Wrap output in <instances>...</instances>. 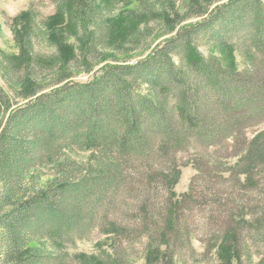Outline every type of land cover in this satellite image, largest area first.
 Returning <instances> with one entry per match:
<instances>
[{
  "label": "trees",
  "instance_id": "trees-1",
  "mask_svg": "<svg viewBox=\"0 0 264 264\" xmlns=\"http://www.w3.org/2000/svg\"><path fill=\"white\" fill-rule=\"evenodd\" d=\"M58 1L88 34L83 64L104 65L77 84L82 60L68 45L48 63L1 54L10 86L0 84V264H135L134 242L143 264H264V0H142L122 24L107 4ZM151 21L175 35L128 64L127 47ZM200 45L232 49L245 68H225ZM47 67L53 75L39 81ZM76 145L94 150L80 178L77 162L54 154ZM182 153L196 175L178 195ZM55 163L59 177L37 175ZM114 206L124 219L104 232L107 249L61 246ZM48 238L52 250L31 246Z\"/></svg>",
  "mask_w": 264,
  "mask_h": 264
},
{
  "label": "rangeland",
  "instance_id": "rangeland-1",
  "mask_svg": "<svg viewBox=\"0 0 264 264\" xmlns=\"http://www.w3.org/2000/svg\"><path fill=\"white\" fill-rule=\"evenodd\" d=\"M141 1L142 0H95V3L96 5L107 4V10L112 12L111 16L116 20L118 19L119 23L122 24L128 20V15L126 16V14H130L140 6ZM226 2L227 1L222 0L220 3ZM68 22L69 15L58 0H0V59L7 60L6 58H8L9 62L17 63L18 66V64H21L29 54V58L37 59L38 57H41L43 62L45 61L48 63V59L56 57V53L60 55L62 54L61 52L65 51L66 54V45H68V47H72L75 51L76 56L82 60L73 64L74 67H72V69L74 77L72 81L77 84H87L92 82L100 75L99 69L104 64L96 66L93 71L87 69V65L83 64L86 56L83 54V45L87 42L86 36L88 34L82 29L73 30ZM117 22L114 25L115 29H118L119 23L117 24ZM191 22L193 21H189L188 23ZM162 25L153 23L152 21L149 22V24L147 22V24L142 25L141 30L137 32V36L134 38L135 41L129 39L130 37L128 38V42L134 41L133 44L127 47L128 50H134L132 52L128 51V64H134L137 60L146 58L157 45L175 35L176 31L171 35L164 36L165 29L163 27L164 25ZM45 26L47 27V33L42 35V32L39 33V29L41 28L44 30ZM30 29L32 30V33L29 34L30 37L28 39V31H30ZM127 36L128 34L126 36L123 35L120 39L124 40ZM120 39L118 38V40ZM29 42H31L30 44H33V48L32 45H29ZM199 50L206 58L218 62L225 66V68L232 67L237 70H243L245 68L246 63L242 62L241 58L230 48H220L221 53H219L216 49H210L200 45ZM1 54H5L6 58L2 57ZM114 54L113 51L106 52V55L108 56H113ZM95 56H98L95 58H99L98 53H96ZM95 58H93V61L96 60ZM256 60L262 64L264 69V61L259 57ZM111 63L113 64V62ZM3 64L6 63L3 62ZM50 70L51 69H48V67L47 71L40 70L37 75L39 81L50 77L51 74L53 75V71L49 72ZM4 74H6V72L4 70L2 71L0 66V84L9 91L10 85L6 81ZM93 151L94 150L91 147L76 145L72 149L70 148V150L61 148L59 151L57 150L54 152V154L57 160L71 158L73 162H77L74 172L76 178H80L85 175L84 168L88 167ZM71 152L72 155L70 154ZM189 157L190 155L186 153H182L178 156L179 163L181 162V164H184L179 167L181 177L179 183L174 187V191L178 195L188 191L190 181L193 176L196 175V171L192 166L185 165ZM63 163L64 161H61L60 164ZM56 166V163L50 166L48 165V167L41 169L37 175H41L43 179L48 178L52 181L55 177H59L57 175L59 170ZM117 210L118 209H116L115 206L111 207L107 213L108 215L106 214L107 218L104 220L103 225L94 227L85 238L81 240L75 239L73 244H70V246L68 245L69 247L64 245L61 246L70 253H83L87 255H92L101 247L107 249L108 246H106V244H108V238H111L113 234L106 235L104 232H114L112 231L114 228L112 225L115 219H124L123 214L118 215V213H116ZM116 238L119 240L123 237L119 236ZM54 244L55 242L53 239L48 238L42 239L31 246L41 250H52L56 247ZM129 246L134 248L133 251H129V254L134 253L138 258V260L136 259L137 261L135 264H143L142 259H140L141 253H137L142 249L141 243L134 242ZM194 248L198 253L203 252L202 245L198 242H194ZM197 264H205V262Z\"/></svg>",
  "mask_w": 264,
  "mask_h": 264
}]
</instances>
